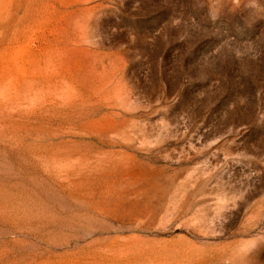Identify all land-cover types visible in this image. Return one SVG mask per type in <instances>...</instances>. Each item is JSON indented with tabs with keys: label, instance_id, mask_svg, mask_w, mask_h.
<instances>
[{
	"label": "rangeland",
	"instance_id": "1",
	"mask_svg": "<svg viewBox=\"0 0 264 264\" xmlns=\"http://www.w3.org/2000/svg\"><path fill=\"white\" fill-rule=\"evenodd\" d=\"M0 264H264V0H0Z\"/></svg>",
	"mask_w": 264,
	"mask_h": 264
}]
</instances>
